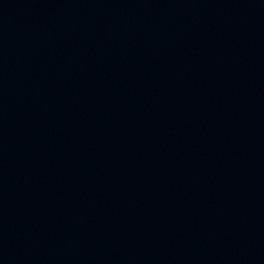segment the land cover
Wrapping results in <instances>:
<instances>
[{
    "label": "water",
    "instance_id": "water-1",
    "mask_svg": "<svg viewBox=\"0 0 264 264\" xmlns=\"http://www.w3.org/2000/svg\"><path fill=\"white\" fill-rule=\"evenodd\" d=\"M0 264H264V0H0Z\"/></svg>",
    "mask_w": 264,
    "mask_h": 264
}]
</instances>
